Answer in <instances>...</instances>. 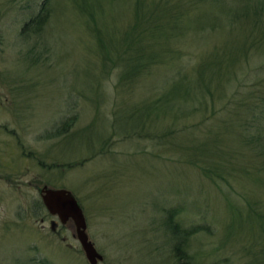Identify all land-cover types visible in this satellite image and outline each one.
Instances as JSON below:
<instances>
[{"label":"rangeland","instance_id":"374dc122","mask_svg":"<svg viewBox=\"0 0 264 264\" xmlns=\"http://www.w3.org/2000/svg\"><path fill=\"white\" fill-rule=\"evenodd\" d=\"M40 1L0 0V264H89L72 221L62 224L45 209L43 186L75 195L89 239L103 255L97 264H178L164 226L170 208L179 209L183 227H207L189 238L199 264H264V236L247 221L239 227L235 219L229 227L232 207L245 212L249 199L264 208L263 158L238 136L247 133L246 121L248 132L264 134V48L242 52L230 80L212 97L214 115L206 121L190 127L204 111L187 112L177 125L189 127L166 144L128 136L133 121H128V104L155 99L181 65L191 67L200 57L221 52L227 42L246 40L252 32L247 15L228 14L233 0H168L169 7L185 12L188 24L186 34L172 43L181 57L152 66L130 93L127 85L119 86V67L103 66L101 49L73 1L52 0L42 32H21ZM89 1L111 36V55H118L125 36L140 29L135 0ZM160 1L145 0L159 19L165 18ZM203 11L216 26L198 32L193 18ZM226 109L236 111L242 127H223ZM170 115L161 114L151 130H163ZM70 119L71 127L55 135ZM216 136L229 153L218 161L224 179L204 175L187 156L188 139L211 144Z\"/></svg>","mask_w":264,"mask_h":264},{"label":"trees","instance_id":"16d2710c","mask_svg":"<svg viewBox=\"0 0 264 264\" xmlns=\"http://www.w3.org/2000/svg\"><path fill=\"white\" fill-rule=\"evenodd\" d=\"M71 1L74 2L76 9L86 17L88 29L95 37L97 45L101 49L103 66L111 63L119 67V86L127 85L128 92H132L134 84L141 76L147 74L152 66L169 59H177L179 61L178 58L181 55L172 47V43L176 38L186 34L188 24H185L183 20L185 12L176 11L172 7H169L168 0L160 1L159 6L165 16V18L161 17L160 19L157 17L158 15L152 17L153 11L145 0H135V15L137 16V20H139L138 22H140V25H138L140 29L136 31V28H134L132 32L128 33V36H125V39L128 38L126 46L118 55L113 53V56L111 55L113 52V46L110 42L111 36H108L107 31L99 25L96 19L97 8L95 10L89 0ZM213 1L217 2V4H222L223 2V0ZM233 3L230 8L229 6L227 8L228 14L230 12L233 13V18H237L238 15L242 17L245 14L247 15L249 20L248 29H252L248 38L246 40L236 39L233 41L234 43L227 42L228 46L223 44L221 52L200 57L191 67L187 64L181 65L176 73L171 76L167 86L159 92L155 99L128 104V121L133 119L131 121L132 130H128V136L137 135L148 139L156 138L161 144H166L169 143L168 141L171 142L173 140L176 131H183L189 127V125H185L183 122L177 125L179 117L185 116L187 112H194L198 109L204 111L202 120L190 127L199 125L214 115L215 109L212 97L219 93L220 84H224L230 80L234 68L240 63L242 52L251 49L250 47H256L257 50L264 48V0H233ZM234 5L235 7H233ZM152 7L155 8V5H152ZM52 11V0H41L37 5L35 13L23 24L21 32L41 33L49 21ZM199 13L193 18L194 29H197L199 32L208 27L213 29L216 26V19L211 18L212 15L205 11L201 14ZM234 21L236 23L237 19ZM254 32H259V34H255ZM230 43H232L231 46H229ZM229 101L225 108L229 105ZM207 111H210V114L207 115ZM166 112L172 113L170 115L172 121H169L160 132L152 131L151 128L158 125L156 118L158 120V117ZM226 112V120L222 121L224 128L242 127L236 111L226 109ZM72 123L73 119L63 121L56 129L55 135L65 133ZM213 125L214 123L208 126V132H211L214 127ZM231 125L234 127H231ZM243 127L247 133L242 134L241 131H238L239 142L245 147L253 146L257 151V155L263 158L261 164L264 165V134L259 131L256 134L248 132L247 121ZM217 140L216 136L213 143L208 144L209 139L207 142L205 140L197 142L195 138L188 139L191 148H189L187 156L190 162H195L199 165L204 175L212 178L218 176L224 179L225 171L218 161L222 160V158H227L229 153L220 147L221 144ZM230 166L233 167L232 164ZM234 167L238 170L243 169L242 166ZM245 202L247 204V207L244 205L245 212L237 207H232L235 212L232 214L233 219L229 227L233 228L235 219L240 221L239 227H242V224L247 221L250 223L251 228L263 237L264 208L262 209L258 205V202H251L249 199ZM166 213L164 226L174 240L172 247L174 258L178 264H199L195 261L194 255L189 251V238L192 234L199 231H207V227L201 224L189 228L183 227L178 219V208H170Z\"/></svg>","mask_w":264,"mask_h":264},{"label":"water","instance_id":"95a60500","mask_svg":"<svg viewBox=\"0 0 264 264\" xmlns=\"http://www.w3.org/2000/svg\"><path fill=\"white\" fill-rule=\"evenodd\" d=\"M40 196L47 212L56 215L60 223L72 221L76 239L89 264H97L102 261L103 255L96 249L86 232L85 215L75 195L67 188L43 186L40 190Z\"/></svg>","mask_w":264,"mask_h":264},{"label":"flooded vegetation","instance_id":"af4514ba","mask_svg":"<svg viewBox=\"0 0 264 264\" xmlns=\"http://www.w3.org/2000/svg\"><path fill=\"white\" fill-rule=\"evenodd\" d=\"M42 200V199H41ZM46 209V208H45ZM51 215V214H50ZM51 216H54V217H56L57 218V216L56 215H51ZM69 221H67L66 223H68ZM57 222H55L53 219L51 220V225H52V227L53 226H55V224H56ZM66 223H64V224H66Z\"/></svg>","mask_w":264,"mask_h":264}]
</instances>
